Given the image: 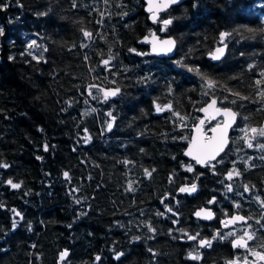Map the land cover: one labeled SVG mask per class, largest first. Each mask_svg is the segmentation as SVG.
Masks as SVG:
<instances>
[{
  "label": "trees",
  "instance_id": "16d2710c",
  "mask_svg": "<svg viewBox=\"0 0 264 264\" xmlns=\"http://www.w3.org/2000/svg\"><path fill=\"white\" fill-rule=\"evenodd\" d=\"M119 1L0 0V264H199L187 260L181 240L197 226L196 207L264 212V137L249 148L241 131L264 124L255 85L264 71L263 0L174 6L175 55L186 67L133 57L127 47L146 19ZM222 31L232 33L226 56L212 62L206 54ZM32 40L38 47L29 49ZM110 56L111 74L102 64ZM143 70L152 77L145 90ZM95 83L121 93L105 101L89 89ZM212 96L237 112L214 169L184 158L177 139V124L193 122ZM155 103L171 109L154 114ZM229 171L241 173L228 179L232 191ZM191 183L195 193L179 191ZM226 251L213 246L201 264H217Z\"/></svg>",
  "mask_w": 264,
  "mask_h": 264
},
{
  "label": "snow or ice",
  "instance_id": "6c2138e0",
  "mask_svg": "<svg viewBox=\"0 0 264 264\" xmlns=\"http://www.w3.org/2000/svg\"><path fill=\"white\" fill-rule=\"evenodd\" d=\"M182 3V0H147L148 9L147 11L151 13V19L154 23L159 22L163 25V27L160 29L161 31H167L169 26L173 24L175 17L170 19H159V13L162 11H167L171 6L178 5ZM75 6V5H74ZM193 9L199 7L198 3L193 2L192 4ZM242 7V6H241ZM45 13H41V15H44ZM168 15H171V13H168ZM248 31H252V29H249ZM0 34H3V29L0 28ZM85 37L90 38L92 36V33L84 31L83 32ZM232 33L229 32H220L219 33V41L221 46H217L213 51L209 53L210 58L214 61H220L222 58L226 56V49L228 47L226 41V38L231 36ZM145 40H148L147 37H145ZM151 43V51L154 54L157 55H167L170 53H173V51L176 48V40L169 38V39H159L154 33L152 34V40L149 41ZM38 47L36 40H32V42L28 45L29 49ZM131 51H134L131 50ZM140 55H146V53H140ZM34 59L39 60V57L34 56ZM9 59H12L11 57ZM113 59V57H109L108 60L103 61L104 65L107 66L109 62ZM180 67H186L185 61L179 60L175 62ZM252 65H249V68H251ZM189 72H196L197 74H200L202 78H205L204 75L200 72L199 68H188ZM150 80V77H145L144 81L148 82ZM114 83V82H113ZM207 83L209 87L213 85L212 80H207ZM261 84H264V71L260 73V78L255 80V85L258 87L257 95L264 99V88H260L259 86ZM98 86L91 85L90 89ZM102 93L103 99L107 101L111 97H116L121 93V89L119 87H116L114 89H99ZM91 91L89 90V95H91ZM234 95L239 96V93H234ZM225 100L227 97L224 98ZM242 99H248V97H242ZM235 103V101H233ZM217 100L212 99L210 103L207 104V107L201 108L200 111L207 113V121L211 122L216 120L218 116H223V122L222 123H216L214 126H209L207 130H205V124L206 121L204 119L199 120L198 125L195 126V135H193L190 139L189 147L187 150L186 155L189 157H192V159L195 161L197 165H204L207 167L215 168L216 164L213 163L214 161L216 163H221V160H218L217 158L220 156L221 153L225 151V147L228 144V130L232 128L234 122L237 119V113L233 112L229 108H220L217 107ZM165 109H171V105H164L161 107L159 104L155 105V111L160 113L165 111ZM211 110V111H210ZM95 111V109H93ZM177 116H179V113H176ZM108 116L112 117V121H115V116L111 112L108 113ZM113 128V123L109 122L107 123V130H111ZM241 131L244 133L243 139L247 146L249 148L253 147L252 141L255 140L256 136L264 137V127H251V128H244L241 129ZM85 143H87V138L85 139ZM261 148H264V144L258 145ZM44 150H48V145H44ZM3 167L7 168L8 165L4 164ZM146 174L151 175L150 172H147ZM187 171L192 172L193 168L189 166L187 168ZM241 175L239 171H229L227 173V179L232 180L233 177ZM64 176L68 177V172H64ZM8 184L13 188L17 189L20 188L21 185L18 183H13L11 180L8 181ZM245 191H248L249 188L247 185L244 186ZM228 191H232V185L227 186ZM129 191H134V189L131 186V183L129 184ZM181 193H195L197 191V185L195 183H191L190 186L181 187L179 189ZM259 199V198H257ZM79 202V201H78ZM208 203H214L213 201H209ZM264 203V202H262ZM239 207V205H237ZM168 211L171 212L172 209L168 208ZM16 216H20L19 213H15ZM158 215H162V213H158ZM197 217L203 216L206 219H212L213 213L210 210L207 209H201L200 211H197L195 213ZM23 219V217H20ZM248 219L250 217H246L245 215H239V214H233L230 217L226 218L224 221H221L223 227H228L229 225H236L238 222H244L247 224ZM175 223V221H174ZM257 223H260V221H257ZM249 228L251 225H247ZM13 229L17 227V223L15 220L13 221L12 225ZM261 227L264 228V224H261ZM152 231H155V229H150ZM199 234H197L198 236ZM229 236H235V238L232 240V247L233 248H243L245 249L249 255L256 258L255 261L251 262V264H257L258 261H264V251H253L251 248H249L248 241L253 240V235L249 234V232L244 231L242 235H236L234 232H229ZM197 236H188L189 240H196ZM136 239H139V237H136ZM213 239H220L224 240L226 239V236L222 235L219 230H217L216 235L213 237ZM199 246L200 247H211L212 241L206 240V239H200L199 240ZM68 255V252L65 250L60 253V258L63 260ZM120 255V254H118ZM189 257L193 260H199L201 257L199 255H193L192 253H189ZM97 260H100V257H96ZM242 260L244 264H249L247 255L242 257ZM227 264H239V260H229Z\"/></svg>",
  "mask_w": 264,
  "mask_h": 264
},
{
  "label": "flooded vegetation",
  "instance_id": "af4514ba",
  "mask_svg": "<svg viewBox=\"0 0 264 264\" xmlns=\"http://www.w3.org/2000/svg\"><path fill=\"white\" fill-rule=\"evenodd\" d=\"M117 4L118 5L127 4V6H129V8H127V9L124 8L126 11H129L130 14H135V13L139 12L146 19V23L143 26L141 32L134 38L133 43H131L127 47V50L129 51L130 54L133 55V57L140 59L143 62V64H147L150 66L152 65V62L155 60L160 61L164 66L174 65L176 60H180L181 56H176L175 54L172 57L156 56V55L149 54L148 53V51H149V40H145V37L148 38L153 33L159 39L166 37V36H172L176 40L174 34L172 33V30H173L172 26L173 25H170L167 31H161L160 29L163 27V25L161 23H159V22L154 23L153 21L149 20V18H148L149 12L144 10V6H145L144 0H121ZM174 6H176V5L171 6L167 11L160 12L159 13V19L160 20L170 19L171 17H170V15H168V13L174 12V10H173ZM133 49H134V51L146 53V55L137 56V55H135L134 51H131ZM105 60H107V59H103V61H105ZM103 61H102V64L104 65ZM143 66H144V68H147V66H145V65H143ZM105 69L107 70V73L111 74L109 71V65L105 66ZM145 72L146 71L143 70V72L141 73L140 78H139V80L141 81L140 86H139L141 88V90L146 89V85H149L150 80L152 78L150 76V80L148 82H145L144 78L148 77ZM178 74H179L178 79L180 82L181 81L180 76L183 74H186V72L183 71L182 74L181 73H178ZM91 85H96V86H98L99 89L102 86V85L96 84V83L91 84ZM90 86H89V89H90ZM98 88L93 87L94 90H98ZM108 88L114 89L116 87L111 86ZM156 104H158V103H155L153 105V113L154 114L164 113L167 110V109H165V111L160 112V113L156 112L155 111V105ZM159 105L161 107H163L164 105H169V104H159ZM186 114H188V113H186ZM199 116H200V113L198 112V114L196 115V119L193 122H191L190 124H187L186 122H179L177 124V127L179 129H184V130L180 131V133H184V135H182L180 138H177L178 136H176V138L179 139L180 141H184L186 143L189 139L191 129H192L195 121L199 118ZM218 121H220V117L214 121H211V122L206 121V123H211V125H212ZM203 205L209 206L206 204H203ZM200 206H202V205H200ZM209 207H211V209L213 211V218L208 220V221H203V220H200L198 218L193 217V215H192L194 220L197 222V226L185 238L181 237V240L184 243L183 244L184 245L183 254L187 258V260H190L192 262H197V263L200 262L199 264H201L204 256H206V254L208 253L207 251L211 250V248L213 246L220 244V245L224 246L227 251H226L225 255L222 256L218 260L217 264H227V262L229 260H239V264H244L242 257H244L246 255L248 257L249 264H251V262L255 261L256 258L249 255L245 249L232 247V240L235 238V236H229L228 233L234 232L236 235H242L244 231H247V232H249V234L253 235V237H254L252 241H248L249 248H251L253 251H264V228L261 227V224H264V212L262 211V213L253 214V213H251L250 209L249 210L246 209L245 211H243V210L238 209V207H237L235 210H232L230 213H228V212H226L223 203L215 204V205H212ZM235 213L245 215L246 217H250V219H248V221H247V224H245L244 222H238L236 225H229L228 227H223L221 221H224L226 218L230 217L231 215H233ZM257 221H260V223H257ZM247 225H251V227L249 228ZM217 230H219V232L222 235L226 236V239H224V240L215 239L214 240L213 237L216 235ZM197 234H199V235L197 236ZM190 235L191 236H197V239L196 240H189L188 236H190ZM200 239L211 240L212 246L211 247H207V246L200 247L199 246V240ZM189 253H192L193 255H199L201 258L199 260H193L189 257ZM209 264H212V262ZM257 264H264V261H258Z\"/></svg>",
  "mask_w": 264,
  "mask_h": 264
},
{
  "label": "water",
  "instance_id": "95a60500",
  "mask_svg": "<svg viewBox=\"0 0 264 264\" xmlns=\"http://www.w3.org/2000/svg\"><path fill=\"white\" fill-rule=\"evenodd\" d=\"M183 1H185V0H182V2H183ZM144 2H145L144 10L147 11V9H148L147 0H144ZM147 12H148V11H147ZM148 18H149V20L152 21V19H151V13H149ZM169 38L174 39L172 36H166V37H163V38H161V39H169ZM148 40H149V41L152 40V35L148 37ZM139 41H140V40H139ZM176 46H177V45H176ZM217 46H221L220 43L214 45L213 48L211 49V51H213ZM151 47H152V46H151V43L149 42V51H148V53L151 54V55H156V56L172 57V56L175 54V50H176V48H175V50L173 51V53H170V54H167V55H157V54L152 53V51H151ZM211 51L207 52L206 57L209 58L212 62H218V61H214V60H212V59L210 58L209 53H210ZM134 53H135V55H137V56H142V55H140V53H142V52L134 51ZM100 89H113V88H108V87L101 86ZM212 99H216V98L212 96V97L208 98L203 104H201V105L199 106V108H198V112L200 113V116H199V118L195 121V123H194V125H193V127H192V129H191L189 139H188V141L186 142L185 146L183 147V149H182V151H181V155H182L184 158H187L188 160L193 161L194 165H195V166H198V167H200V168L203 167L204 165H197V164L195 163V161L192 159V157H189L188 155H186V153H187V150H188V147H189L190 139H191V137H192L193 135H195V126L198 125V122H199V120H201V119H204L205 121H207V113L201 112L200 109H201V108H205V107H207V104L210 103ZM216 106H217V107H220V108H229V109H231L233 112L237 113V112H236L231 106H226V105H222V106H221V105H218V103H217ZM210 111H211V110H210ZM219 117H220V121H218V122H216V123H222V122H223V119H224L223 116H218L217 118H219ZM217 118H216V119H217ZM207 122H208V121H207ZM235 122H236V121H235ZM235 122H234L233 126L235 125ZM216 123L212 124L211 126H214ZM233 126H232V128H233ZM232 128H230V129L228 130V137H229L228 144H229V142H230V135H231V129H232ZM228 144H227V146H228ZM227 146L225 147V149L227 148ZM223 153H224V152H223ZM223 153H221V154H223ZM221 154H220V155H221ZM201 209H207V210H210V211L213 213L211 207L202 205V206L196 207V208L193 210V213H192L193 217L198 218V219L203 220V221H208L209 219H206V218H204L203 216H201V217H197V216L195 215V213H196L197 211H200ZM235 214H238V213H235ZM239 215H241V214H239Z\"/></svg>",
  "mask_w": 264,
  "mask_h": 264
},
{
  "label": "rangeland",
  "instance_id": "374dc122",
  "mask_svg": "<svg viewBox=\"0 0 264 264\" xmlns=\"http://www.w3.org/2000/svg\"><path fill=\"white\" fill-rule=\"evenodd\" d=\"M258 4H262V5H264V0H263V1H259ZM263 18H264V15H263ZM90 90H91V89H90ZM195 119H196V117H195ZM210 125H211V123H206V124H205V130H207V128H208ZM262 127H264V124L262 125ZM258 137H259V136H256L255 140H256ZM252 143L254 144V140L252 141ZM245 145L247 146L246 143H245ZM187 166H188V165H187ZM224 177H225V178H223L224 181H225L224 184L230 185L229 180L227 179V173L224 175ZM227 180H228V181H227Z\"/></svg>",
  "mask_w": 264,
  "mask_h": 264
}]
</instances>
